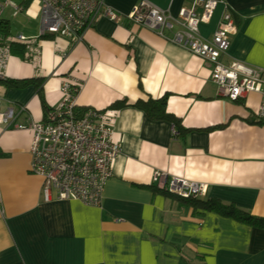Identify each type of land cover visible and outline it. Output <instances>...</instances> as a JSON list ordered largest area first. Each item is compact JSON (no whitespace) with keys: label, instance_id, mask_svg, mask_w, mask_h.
<instances>
[{"label":"crops","instance_id":"obj_1","mask_svg":"<svg viewBox=\"0 0 264 264\" xmlns=\"http://www.w3.org/2000/svg\"><path fill=\"white\" fill-rule=\"evenodd\" d=\"M104 1L118 20L101 17L76 43L38 38L37 62L10 51L5 69L11 78H42L49 109L60 103L66 77L82 82L77 106L130 104L111 109L121 150L101 204L57 200L54 193L45 199L42 177L28 166L31 132L0 126V264H264V226L257 225L264 224V125L254 122L260 95L228 99L205 60L126 17L139 0ZM148 1L176 15L191 0ZM217 1L210 20L199 24L201 35L213 33L226 4L237 29L222 61L264 69V0ZM19 14L39 20L36 2ZM8 89L0 84L2 98ZM164 93L167 110L188 133H174L173 123L132 106ZM9 99L6 105L24 107L17 122L45 115L33 84L12 88ZM155 169L205 183V195L199 203L167 196L152 181ZM205 202L234 204L256 221Z\"/></svg>","mask_w":264,"mask_h":264},{"label":"built area","instance_id":"obj_2","mask_svg":"<svg viewBox=\"0 0 264 264\" xmlns=\"http://www.w3.org/2000/svg\"><path fill=\"white\" fill-rule=\"evenodd\" d=\"M33 2L39 17L38 35L0 32V79L7 77L5 69L12 42L29 44L27 58L35 63L39 57V35H60L76 43L101 17L111 20L120 17L104 0H32L30 6ZM217 2L191 0L173 15L148 0H139L126 17L205 60L211 66V80L228 99L236 101L251 92L258 93L260 102L255 117L264 122V69L238 59L229 62L221 59L227 54L231 35L237 29L226 4L213 33L209 37L200 33L199 24L210 20ZM7 8L12 16L25 9L13 0H0V29L2 21L7 20L3 16ZM81 85L79 80L64 78L59 87L60 103L48 109L40 120L28 117L25 122H17L24 107L4 106L0 96V126L31 132L28 166L32 173L42 177L45 199L54 193L57 200L74 199L100 205L112 175L113 161L121 150L120 142L114 138L113 111L116 110L77 106L76 95ZM152 181L159 190L184 198H200L206 191L205 183L161 169L153 171Z\"/></svg>","mask_w":264,"mask_h":264},{"label":"trees","instance_id":"obj_3","mask_svg":"<svg viewBox=\"0 0 264 264\" xmlns=\"http://www.w3.org/2000/svg\"><path fill=\"white\" fill-rule=\"evenodd\" d=\"M31 2V0H21L20 4L23 5L25 8L29 5V3ZM2 29L5 31H9V28L7 26V20L2 21ZM51 36H54V34H44V35H39L38 38H50ZM31 47L29 44L27 43H22V42H12L10 44V51L12 54L17 55L18 57H20L21 59H26L27 55H28V49L25 51L26 48ZM28 59V58H27ZM42 78L40 77H30V78H11V77H6L3 79H0V84H3L6 88H21V87H25L29 84H33L36 86L37 88V92L39 93V98H40V102L41 105L43 107V109L45 111H47L49 109V107L47 106L44 96L42 93H40L41 89L40 86L42 84ZM166 103H167V93H164L162 96L160 97H152L150 95H147L146 98H140L137 101H135L132 106L138 107L140 109H142L145 114L147 115V117H149L150 119L153 120H166L169 121L171 123H173L174 126V131L179 134H186L188 133L191 128L189 127H185L182 124L181 119L170 113L167 110L166 107ZM130 105L126 99H117L115 101H113L107 108L109 109H113V110H117L120 109L122 107H126ZM106 108V109H107ZM252 122V121H251ZM254 122L258 123V124H263L264 122L255 119ZM223 124L220 125H215V126H211V127H207L206 129H212L215 127H220ZM167 196H170L172 198H178L181 200H184L186 202H191V203H199L200 200H197L198 198H184L181 196H177L173 193H170L168 191H163ZM209 203L208 205L205 202V206L207 209H213V208H218V210H221L222 213L224 214H236L235 217L238 220L241 221H248L251 223H255L256 221V216H253L245 211H242L240 209H237V207H235L234 204H212L211 202H207ZM263 223H258L257 225L259 226H264Z\"/></svg>","mask_w":264,"mask_h":264},{"label":"rangeland","instance_id":"obj_4","mask_svg":"<svg viewBox=\"0 0 264 264\" xmlns=\"http://www.w3.org/2000/svg\"><path fill=\"white\" fill-rule=\"evenodd\" d=\"M16 3H20L21 0H13ZM4 18H6L9 22V28L12 31H23L26 34H31V33H37L39 32V20L36 19H31L28 16L24 14H19L17 16H12L10 9H5L3 13ZM1 33L4 32L3 29H0ZM12 88L8 89V92L6 96L3 97V105L6 106V102L9 99V95L11 93Z\"/></svg>","mask_w":264,"mask_h":264}]
</instances>
